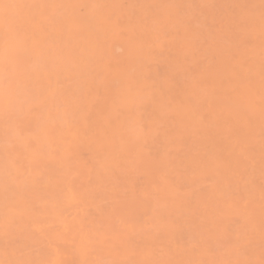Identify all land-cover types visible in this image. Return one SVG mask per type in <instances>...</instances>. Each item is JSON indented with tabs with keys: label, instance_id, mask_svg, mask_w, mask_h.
Here are the masks:
<instances>
[{
	"label": "rangeland",
	"instance_id": "obj_1",
	"mask_svg": "<svg viewBox=\"0 0 264 264\" xmlns=\"http://www.w3.org/2000/svg\"><path fill=\"white\" fill-rule=\"evenodd\" d=\"M235 42L237 44H235ZM22 50H24L23 52L25 53H23ZM17 51L21 52L17 53ZM94 51L96 52V57H98L96 59L91 58ZM20 62L24 63L20 64ZM263 64L264 0H0V89L3 88V91L0 90V204H7L10 207V210H7L4 214L0 211V264H42V262L48 264L49 260L53 262L56 251L60 254L59 264H110L113 259L114 261L112 262L116 261V264L120 262V264H133L134 262H136L134 264H139L140 262L137 263V261H135L136 255L134 254L135 256L133 255V257L131 255L135 251L138 252V249L141 250L144 246L146 239L142 238L148 237L150 232L154 234V231L159 232L161 226H167L169 229L172 224V229H169L170 232L166 230L167 227L165 228L166 232H169L167 237L164 238L163 236L166 234L164 228H161L163 230H160L159 233L156 232L158 235L155 234L158 236H156L158 241L161 239V242L168 246L164 249L165 246L163 245L164 248H161V250L159 247L154 248V252L159 255L158 257L155 253L152 255L156 256L158 260L162 258L165 253L164 256L172 257L171 260L174 262L173 264L180 263L181 261L182 264H197V262L201 264V261L204 262L202 264H228V262L229 264H251V262L252 264H264V233L263 231L261 233H251L250 229L245 227V220H243V218L248 215L255 218V222L262 225L264 228ZM2 72L4 74H2ZM142 83L151 84L154 89L162 92L169 89L170 86H174L178 89L191 86L194 87L195 93L193 98L196 100V107L199 110L200 122H197V125L190 122L187 123L185 119L187 116L183 115L181 112L175 114L163 110V106H165L163 100H161L162 102L158 101L160 99L145 100L147 107L143 105L140 109V116L138 119L140 120L139 125L135 124L132 114L122 113L124 124V138L122 141L124 142L130 138L133 135L132 131L136 129L140 130L149 136L147 137L142 133L144 136H142V142L141 139L139 141L140 143L138 142L143 150L138 153L136 147H132L128 151H121L119 148H116L112 155L105 154L106 147L102 146L107 138V133H105L107 127L104 120H100L109 116L110 107L113 108L118 106L119 91L132 88L133 86H139V84ZM49 91H53V97L48 96ZM86 94L92 96V100L87 104L85 100H87L89 96ZM151 101L153 103H151ZM157 102L158 104H156ZM159 102H161V104H159ZM157 105L161 106L157 108L155 107ZM84 110L88 113V118L86 117L85 125L81 127L83 123V114L81 111ZM211 114L215 118L219 117V121L218 118L215 119L214 117H209L210 119L208 120L206 116H210ZM204 116L207 118L206 121L208 120V123L204 120ZM153 117L156 120L153 122L154 125L152 126L150 124H153ZM171 117L174 125L170 120ZM183 117L185 121L182 122V120H184ZM212 118H214V120H212ZM220 118H222L221 120L223 123L220 121ZM40 119H48L45 120L47 125L42 126L41 124H37ZM202 120L206 125L202 124L204 123ZM211 120L212 123L215 120L221 122L218 126L222 128L221 130L223 132L216 133L218 138L208 135V130H205L210 128L209 131L212 132V134L215 132L213 131L214 129L212 130L211 128L213 125L210 124L211 127L209 126V121ZM223 120H225L226 123H224ZM170 123L171 125H169ZM180 123H183V125L181 126ZM213 124L216 128L218 127L216 121ZM202 125L204 129H202ZM207 125L209 127H207ZM111 126L117 127L115 123H111ZM220 127H218L219 130ZM58 128L61 130L63 129L62 134L67 135L68 141L72 144L66 156L63 154L65 146L62 148L61 145H56L55 143L52 145L48 144L43 149L41 148L38 156L34 158L35 161L33 162L28 161L19 153V144L17 140H15V134L18 131L27 134L28 145L30 143V150L33 151L38 140L45 139L46 134L51 136L59 130ZM142 129L144 131H142ZM185 129L190 130H188V132L187 130L185 131ZM76 131H78L77 138L71 140L73 133ZM181 131L183 132V136H181V133L177 136V132ZM194 131L197 132V135H195ZM200 132L202 133L199 134ZM219 134L221 136H219ZM117 137V134H115L114 142L117 141ZM176 137L179 139L181 138L179 143L182 145L178 143L174 146V150L173 139L179 140ZM170 138L172 139L170 140ZM83 139L86 140L84 141ZM102 140L105 141L100 144ZM201 140L203 142H201ZM171 141L173 145H171ZM196 142H198L197 145H195ZM176 143L175 141V144ZM116 144H118V141ZM178 145L180 146L179 148H177ZM192 145H194L195 148L191 147ZM89 148H91V150H89ZM190 148L193 150L195 149L194 151L190 150L192 151L191 154L189 151ZM143 151H146L144 152L145 154ZM178 151L182 154H180L182 156L180 159L178 158L180 157ZM79 153L81 156L78 155ZM156 153L157 156L155 155ZM209 153H211L212 156ZM172 154L176 156L174 155V157ZM158 155L159 158L161 157L163 160L168 158L166 162L169 161L168 163L161 161L162 165L164 162V167L162 169L159 167L161 164H156L157 168H160V170L154 165L159 159ZM92 156H94V158ZM162 156H165V159L164 157L162 158ZM98 157L105 160V166L103 168H99L97 165ZM152 157L154 160L155 157L158 159L154 161L150 159ZM176 157L177 160H180L179 162L176 160ZM199 158L202 160L200 159L199 162L195 160ZM204 159H206V163ZM83 161L91 163L93 168L92 166L87 167L89 164L85 162V164H82ZM150 161L152 162L150 163ZM214 161L218 163L215 164ZM145 162L147 165L144 164ZM200 162L202 165H200ZM177 163L180 166L175 165ZM208 163L217 168L210 166L212 173L210 172L211 170L208 169L212 175L209 174L208 176L207 173L205 177L204 173H202V177V174L198 172L201 170L203 171L202 167ZM221 164H223V166ZM176 166L177 168L182 166L184 169H176ZM17 167L25 172L27 171L26 176L22 178L13 176L12 173ZM82 167H84L83 173L87 174V176L84 177L86 179L83 178V182V176H81ZM207 167L209 166L206 165L205 168L207 169ZM166 169L170 171L174 170L173 172L179 170L177 173L181 171L178 175L183 179L182 182L184 184L180 182L181 179L178 180L179 177L177 178L176 175H174L175 173L171 174L170 171ZM219 170L220 175L218 173ZM213 171L215 174H213ZM95 173L97 174V179L94 175ZM144 173L146 174L144 175ZM154 173H156V176ZM181 174L184 175L181 176ZM198 174H201L200 179L197 178L199 177L197 176ZM64 175L67 176L65 177ZM142 175L145 177H142ZM167 175L168 178H166ZM186 176L188 177L186 178ZM219 176L223 178L221 179ZM91 177H94V179ZM169 177H172V181L171 179L168 180ZM190 177H192V180L194 178V181H192ZM137 178L139 180H137ZM217 178H220V180H217ZM153 179L155 182L152 181ZM164 179H167V181ZM136 180L139 181V185H137L138 182H135ZM157 180L159 182H157ZM197 180L200 181L197 182ZM162 181L167 182V184ZM209 181L213 182L210 183ZM79 182L80 186L77 184ZM179 182L182 188L178 187ZM200 182H202L201 185H198ZM117 183L118 185H116ZM59 184L62 186H59ZM68 184H70L72 191L75 193L74 203L72 205L62 206L60 212L63 219H66L67 222L71 221L72 217L74 219L75 214L87 213L85 216L79 215L83 218L82 220L87 222L86 225L84 224V227L89 234L88 239L90 248L88 254L85 256L76 252V242H72V245L70 244L71 238L69 234H65V236L61 233L63 231L66 233L69 229L66 230L62 227V221L58 222L53 218H49L45 214L43 206V201L47 196L53 195L57 198H61L67 191L68 188H65V186ZM224 184H229V187L234 189L235 192L233 193L231 188L222 189ZM98 185L101 188L98 187ZM127 185L128 187L126 189H122ZM157 185L161 187H157ZM167 185H170L169 188ZM75 186H79L80 190H77L78 188L76 187V189ZM172 186L174 188H172ZM186 186H188V188ZM91 187L93 188V192H95L92 197L89 196L92 192ZM98 188L104 193L99 195L101 192H97L99 191ZM133 188L137 190V192L132 195L133 198L132 196L126 197L129 193L131 194L134 192L133 190H126H131ZM158 189L160 196L159 194L157 195V193H159ZM198 189L199 192L200 190H206V192L210 191L212 194L208 192L209 195H207L205 192L208 196L207 200V196L205 197L204 192L201 191L203 196L197 192ZM145 190H149L148 193L153 194L151 197L152 200H149H151L150 202L154 206L149 205V208H147L148 205L144 208V203L141 204L145 198H150V194H148L149 197H146L147 192ZM165 190L166 193L169 194L177 192L180 196L177 198L178 195H175V193L167 195V202L170 207L166 205ZM40 191H42V194H40ZM109 191H113L112 193L115 195H112ZM115 191H117V193ZM122 191L128 192V194L124 195V192L121 193ZM161 191L163 194H161ZM191 191L193 195H191ZM136 193L138 194L137 196ZM106 195L110 198L107 200L109 202L106 201ZM111 195L115 197L120 195L117 199L122 201L127 200L128 197H131L130 200H134V198L138 196L144 198V200H138L140 205L139 203H136L138 206L134 205L137 206V208L132 209V207H129L132 211L136 210L139 215L138 219H136L137 216H135L134 219L136 220H134V225L132 224L133 221L130 222L133 218L129 221L122 220V218L125 219V214L128 212L123 214L124 217H122V215H117L115 211L113 212V206L111 204L120 201L118 200L112 203V201L116 199L113 198L112 200ZM161 195H164V198L161 199ZM173 195L177 196L176 198L174 196L176 200L172 198L169 200L168 196L173 197ZM154 197H157V199L159 197L158 201L161 206H159L157 199ZM201 197H204L203 199L206 198L205 202L207 200L208 203H210L213 198L212 201L216 203L211 202L210 204L213 205H208L207 202L205 203L207 205L204 203L202 204L203 200ZM93 198H97L98 200H94ZM194 198L201 202L199 203L198 201V203H196ZM178 199L181 200V202ZM84 200L87 201V203H85ZM35 203H37L36 206L34 205ZM92 203H96L94 204L96 207ZM127 203L130 204V202ZM174 203H176V205L180 204L183 209L181 210L179 205L178 207L180 210L178 207L177 210H175L176 205ZM121 204L119 206H123ZM156 204H158V206H156ZM174 205L175 208H173L175 211L173 212L169 209H173L172 206ZM205 206L207 207L206 210L204 208ZM86 207L87 209H85ZM157 207L163 208V211ZM165 207L169 209L166 210ZM193 208L199 210L195 211ZM232 208H234V210ZM144 209H147L146 213H143ZM248 209H250L251 214ZM93 210L99 214L104 212L105 215L110 214V211H112L110 214L111 216L113 213L114 215L116 214V216H113L115 220H111L113 221L112 224L116 223L118 226H123L122 228L126 227V229H128L126 230L127 234L132 232L133 234H130V236L133 235L131 236L133 238L135 234H140L141 232L145 233L141 236L142 238L139 237L140 235H137V239H142L143 241L141 240V242H143V244H138L137 242L139 241L132 238L133 241H137L136 244H134V247L132 246L133 248H129L131 249V251L129 250L130 252L127 250L129 253L127 257L123 255L126 252L125 247L127 248V246L133 244L132 242L130 243L132 240L125 241L129 243V245L124 244L125 246L122 245L124 242H120L121 244L116 243L118 239H116L113 234L114 232H112L113 228H108L109 230H105L104 228L103 231L101 227V230L98 229L99 225L103 224V226H105L104 224L110 222L105 223L107 220H104V222L101 220L100 223L99 220L96 222V218L101 219L102 217L98 216V213H95ZM124 210L125 209L120 211L124 212ZM157 210H161L162 212H160L162 214ZM165 210L167 212H172V221L169 219L170 217H167L168 219L161 218L164 213L166 214ZM224 210H227V212ZM176 211L178 212L177 214ZM188 211L192 214L189 213V215H187L186 213H188ZM192 211H194V214ZM199 211L200 213H198ZM213 211L214 213H212ZM223 211L225 215H222ZM184 212L186 213L183 214ZM202 212L210 216L205 215V218L203 215H200ZM156 213L160 215L162 220L165 219L161 224H159V221L162 220H156ZM195 213L198 215L197 218L194 216L196 215ZM226 213L229 214L227 215ZM133 214H136L135 211H133ZM179 214L183 215L180 216ZM100 215L104 214L102 213ZM130 215L131 214H129V216ZM176 215L179 217L177 218ZM79 216L75 217L78 218ZM167 216L169 215L167 214ZM190 216H192V219ZM44 217L48 218L45 219ZM104 218L106 219L107 217L104 216ZM201 218H203V220ZM194 219H196V222ZM223 220L225 223H223ZM88 222L93 226H90ZM137 222L138 225H136ZM153 224L159 229H157L155 225L153 226ZM201 224H203V226ZM28 225L29 228H27ZM158 225H160V227H158ZM48 227L50 228L47 229ZM110 227L113 226L110 225ZM173 227L176 230H174ZM149 228H153L152 230L154 231ZM185 229L188 231L186 232ZM205 230L209 231L210 234L215 232L218 236L216 235V237L213 233L212 235L216 238L209 235V242H205L208 237V232H206V239L203 237ZM109 231L112 232L110 233L111 236L105 235V233ZM146 231H149V233ZM99 232L109 237V239L112 237L114 238L113 240H117L115 244L122 245L120 247H123V250L115 244L113 246H116L115 249H120L122 252L118 250L115 252L116 254H112L115 249L111 244L109 246L112 251H101V249H104V244H100L102 247L97 250L96 246H98L99 243H103L101 242L102 240L99 239ZM119 232L122 233L123 231H116V236H118ZM178 232L180 233L179 235ZM34 233L38 237L33 236ZM57 233H59L61 237H54ZM190 233L191 237L193 236V241L195 239L196 242H193L192 238L188 237ZM48 234H50V236ZM228 235L232 236V238L230 236L227 237ZM28 236L34 237L33 240L29 239L33 241L29 242L32 243V245H29L28 241H25ZM96 236H98V241L95 240ZM127 236L125 237L127 238ZM159 236L163 238H159ZM66 237H69V239ZM131 237L128 238L131 239ZM219 237L222 240H220ZM203 239L205 240L203 241ZM113 240L111 242H113ZM154 240H156L155 237ZM24 241L29 247L23 244ZM37 241L40 244H36ZM56 242H58V244L60 243V245L62 244V246L58 245ZM94 242L97 243L96 246L95 244H93L94 246L92 245ZM166 242L171 243L167 245ZM173 242H177L178 245L181 246H177V248L174 249ZM181 242L185 244L183 247L182 244H180ZM63 243L67 246H64ZM21 244L25 247L22 246L21 248ZM44 244L49 247L41 248ZM138 245H140V248L137 247ZM212 245L214 249L211 247ZM61 247H65L67 251L61 252V249H63ZM45 248L47 249L44 250ZM92 248L95 250H93L94 253L92 252ZM135 248H137V250H135ZM189 248L191 250H189ZM207 248L209 251H214L215 249L216 251H214L213 254L209 251H205ZM155 249L157 250L155 251ZM200 249L203 253H200ZM40 250L41 252H39ZM158 250L160 252H158ZM174 250H179V254L176 251L174 252ZM181 250L183 251L180 252ZM97 251H99L98 254L96 253ZM186 251L191 252L188 254ZM106 252L110 255L104 257L103 254H107ZM117 252H119L120 255H117ZM217 252L221 254L219 255ZM48 253H50V255L46 257ZM215 253L218 254V257ZM38 254H43V256H37ZM73 254L75 255L74 261L72 259ZM173 254L175 257L174 259L180 258V261L175 263ZM180 254L183 255V257H181ZM10 255L12 256L10 257ZM34 255H36L35 258ZM112 255H116L119 258ZM152 255L149 257L155 258ZM184 257L186 258L182 260ZM65 258L67 259L64 260ZM109 258L111 259L109 260ZM129 258L134 259L129 260ZM157 258L155 260H157ZM200 258L202 259L198 260ZM68 259L70 260L69 263H67ZM106 259L107 261H104ZM153 260L154 259L150 258V261ZM257 260L259 263H257ZM141 264L144 263L141 262Z\"/></svg>",
	"mask_w": 264,
	"mask_h": 264
},
{
	"label": "bare ground",
	"instance_id": "obj_2",
	"mask_svg": "<svg viewBox=\"0 0 264 264\" xmlns=\"http://www.w3.org/2000/svg\"><path fill=\"white\" fill-rule=\"evenodd\" d=\"M166 1V0H165ZM260 8V7H259ZM246 11V10H245ZM250 13V12H249ZM213 14V13H212ZM255 14H257V13H255ZM118 42V41H117ZM119 43H121V42H119ZM241 43V42H240ZM19 44V43H18ZM17 44V45H18ZM235 44H237L236 42H235ZM116 46V45H115ZM236 46H238V45H236ZM119 47V46H118ZM115 48V47H114ZM116 49V48H115ZM14 51V50H13ZM24 50H22V52H23ZM14 52H16V51H14ZM19 52H21V51H17V53H19ZM260 52V51H259ZM23 53H25V52H23ZM117 53V52H116ZM21 54V53H20ZM18 55V54H17ZM17 55H15V56H17ZM97 55H96V52L94 51L93 53H92V59H96V58H98V57H96ZM20 58V57H19ZM174 61V60H173ZM262 62V61H261ZM22 63H24V62H20V64H22ZM19 64V65H20ZM264 65V64H263ZM133 66V65H132ZM133 68H135V67H133ZM132 68V69H133ZM2 70V69H1ZM206 70V69H205ZM133 71V70H132ZM132 71H130V72H132ZM197 73V72H196ZM2 74H4L3 72H2ZM252 78V77H251ZM15 80H16V78H15ZM211 80H212V78H211ZM202 82V81H201ZM118 83V82H117ZM112 84V83H111ZM178 85V84H177ZM234 85V84H233ZM167 86V85H166ZM180 86V85H179ZM194 86V85H193ZM9 89V88H8ZM7 89V90H8ZM19 89H21V88H19ZM0 90H2L3 91V88L2 89H0ZM194 87H186V88H182V89H178V88H176V87H174V86H170V88L169 89H167L166 91H164V92H162V91H160V90H157V89H154L153 87H152V85L151 84H148V83H142V84H139V86H133L132 88H128V89H125V90H121V91H119L118 92V99H119V104H118V106L117 107H110V112H109V116L107 117V118H104V119H101L100 121H102V120H104V122L106 123L105 125H106V127H107V130H106V132L105 133H107L106 135H107V138H106V141L105 140H102V141H100V144L101 143H103V141H105L104 142V144H103V146L102 147H106V150H105V154H108V155H112L113 153H114V151L116 150V148H119L121 151H128V150H130L132 147H136V149H137V152L138 153H140L143 149L139 146V141H140V139H141V142H142V138L144 137L143 136V134L145 135V136H147L144 132H141L140 130H134V131H132V136L130 137V138H128L127 140H125L124 142L122 141L123 140V138H124V135H123V128H124V124H123V118H122V113H127V114H132V117L134 118V121H135V124H137V125H139V123H140V120H138L139 119V112H140V109H141V107L143 106V105H145V107H147L146 106V104H145V100H148V99H160V100H158V101H161V100H163L164 102H165V106H163V110H166V111H170V112H172V113H175V114H178L179 112H181L183 115H185V116H187V117H185V119H186V121H187V123L188 122H190V123H192V124H196L197 125V122H200V117H199V110L197 109V107H196V100L193 98L194 97ZM14 95H16V94H14ZM86 95H88L89 96V98H87V100H85V102H86V104L87 103H89L91 100H92V96L91 95H89V94H86ZM48 96H50V97H53L54 96V94H53V91H49V93H48ZM148 102H150V101H148ZM162 102V101H161ZM161 102H159V104H161ZM151 103H153L152 101H151ZM156 104H158V102L156 103ZM151 106H153V105H151ZM159 106H161V105H159ZM158 105L157 106H155V107H159ZM154 107V108H155ZM160 109V108H159ZM103 110V109H102ZM147 111V110H146ZM158 111V110H157ZM81 113L83 114L82 115V117H83V123H82V125H81V127L82 126H84L85 125V122H86V117L88 116V113L84 110V111H81ZM160 113V112H159ZM209 114V113H208ZM13 115V114H12ZM11 115V116H12ZM90 115V114H89ZM203 115V114H202ZM206 115V114H205ZM216 115H218V114H216ZM170 116V115H169ZM164 117V116H163ZM207 118H208V120L211 118V117H214L212 114L210 115V116H206ZM210 117V118H209ZM88 118V117H87ZM159 118V117H158ZM204 118H205V116H204ZM207 118H205L204 120L206 121V119ZM215 118V117H214ZM214 118H212V120H214ZM216 118H218V121H219V117H216ZM215 118V119H216ZM223 118V117H222ZM222 118H220V121L222 122ZM183 119H184V117H183ZM185 119L184 120H182V122L183 121H185ZM45 120H48V119H40L38 122H37V124H41L42 126L43 125H47V123H46V121ZM151 120V119H150ZM156 119L153 117L152 118V123L155 121ZM171 121H172V124H173V120H172V117H171V119H170ZM207 120V121H208ZM212 120L211 121H209V126H210V124H212L213 125V127H215L216 128V126L213 124L215 121H216V124H217V126L218 125H220L221 124V122H218L217 120H215V121H213V123H212ZM158 121H159V119H158ZM203 121V120H202ZM206 121V123H208ZM224 121V123H226L225 122V120H223ZM150 122V121H149ZM181 122V121H180ZM204 122V121H203ZM99 123V122H98ZM97 123V124H98ZM111 123H115L116 125H117V127H112L111 126ZM187 123H184V124H187ZM202 123V122H201ZM223 123V122H222ZM167 124H168V122H167ZM202 124H205V122L204 123H202ZM101 125V124H100ZM104 125V126H105ZM150 125H154V123L153 124H150ZM150 125L148 124V126L150 127ZM169 125H171V123L169 124ZM174 125V124H173ZM180 125L182 126L183 125V123H180ZM206 125V124H205ZM204 125V126H205ZM176 126V125H175ZM185 126V125H184ZM208 125H207V127H209ZM170 127V126H169ZM174 127V126H173ZM172 127V128H173ZM180 127V126H179ZM201 127V126H200ZM211 127V126H210ZM213 127H211L212 128V130L213 131H215V132H213V134H212V132H210L209 130H210V128H208V129H205L206 131L208 130V132H209V134H208V132H207V134L208 135H210V136H212V137H217L218 138V136L216 135V133L218 134V132L220 133V132H223L221 129V127L220 126H218V127H220V130L218 129V127L215 129V128H213ZM152 128V127H151ZM196 128V127H195ZM205 128H206V126H205ZM59 130H57L54 134H52L51 136H49L48 134H46L45 135V139H43V140H38L37 142H36V146H35V148H34V150L33 151H31L30 150V148H31V145H30V143H29V145H28V141H27V134L26 133H22V132H20V131H18L16 134H15V140H17V142H18V144H19V153L22 155V156H24L28 161H30V162H33V161H35V159L34 158H36L37 156H38V153H39V150L42 148H44L46 145H48V144H53V143H55L56 145H61L62 146V148L65 146V148H64V156H66L67 155V152H68V150H69V147L72 145L71 144V142H69L68 141V138H67V135H63L62 134V131H63V129L61 130L60 128H58ZM80 129V128H79ZM78 129V130H79ZM175 129V128H174ZM202 129H204V127H203V125H202ZM149 130V129H148ZM166 130V129H165ZM170 130H172V129H170ZM187 129H185V131H186ZM188 130H190V129H188ZM187 130V131H188ZM205 130H202V131H205ZM142 131H144L143 129H142ZM150 131V130H149ZM169 131V130H168ZM167 131V132H168ZM197 131V130H196ZM148 132V131H147ZM189 132V131H188ZM195 132V131H194ZM198 132V131H197ZM197 132H195V135H197L196 133ZM100 133V132H99ZM143 133V134H142ZM161 133H162V131H161ZM170 133V132H169ZM168 133V134H169ZM178 133V135L177 136H179V133H181V136H183V132L181 131V132H177ZM186 133V132H185ZM202 132H200L199 134H201ZM205 133V132H204ZM204 133H203V135H204ZM215 133V134H214ZM115 134H117V141H118V144H116V142H114V136H115ZM175 134V133H174ZM222 134V133H221ZM206 135V134H205ZM214 135V136H213ZM216 135V136H215ZM77 136H78V131H76L75 133H73V137L71 138V140H73V138H77ZM101 136V135H100ZM143 136V137H142ZM166 136V135H165ZM170 136V135H169ZM174 136V135H173ZM173 136H171V137H173ZM176 136V135H175ZM180 136V137H181ZM219 136H221L220 134H219ZM147 137H149V136H147ZM85 138H87V137H85ZM158 138V137H157ZM173 138H175V137H173ZM177 138V137H176ZM182 138V137H181ZM181 138L179 139V138H177V139H179L178 141L176 140V139H173V142H174V145H173V143H172V141H171V145H173V148H174V146H176L180 141H181ZM101 139V138H100ZM99 139V140H100ZM147 139V138H146ZM149 139V138H148ZM152 139V138H151ZM172 138H170V140H171ZM186 139V138H185ZM84 141L86 140V139H83ZM145 140V139H144ZM150 140V139H149ZM155 140V139H154ZM177 142L176 144H175V141ZM182 140H183V138H182ZM156 141V140H155ZM164 141V140H163ZM139 142V143H138ZM145 142V141H144ZM153 142V141H152ZM166 142V141H165ZM201 142H203L202 140H201ZM205 142V141H204ZM83 143V142H82ZM186 143V142H185ZM247 143V142H246ZM251 143H253V142H251ZM152 144V143H151ZM179 144H181V143H179ZM192 144V143H191ZM198 144V142H196L195 143V145H197ZM204 144H206V143H204ZM250 144V143H249ZM82 145V144H81ZM165 145H168V144H165ZM182 145V144H181ZM190 145V144H189ZM214 145V144H213ZM248 145V144H247ZM100 146V147H101ZM157 146V145H156ZM148 147V146H147ZM180 146L178 145L177 146V148H179ZM191 147H194L195 148V146L194 145H192ZM93 148V147H92ZM95 148H97V147H95ZM146 148V147H145ZM196 148H198V147H196ZM81 149V148H80ZM147 149H149V148H147ZM187 149V148H186ZM78 150V149H77ZM89 150H91V148H89ZM174 150H175V148H174ZM177 150V149H176ZM190 150H192V151H194L192 148H190L189 149V151ZM207 150V149H206ZM149 151V150H148ZM162 151V150H161ZM170 151V150H169ZM169 151H167V152H169ZM192 151H190V154H191V152ZM144 152H146V151H143V153ZM156 152V151H155ZM171 152V151H170ZM169 152V153H170ZM172 152H175V151H172ZM217 152V151H216ZM219 152V151H218ZM142 153V154H143ZM178 153H179V155L181 154V152H179L178 151ZM177 153V154H178ZM187 153V152H186ZM86 154V153H85ZM145 154V153H144ZM151 154V153H150ZM154 154V153H153ZM188 154V153H187ZM210 155H211V153H209ZM223 154V153H222ZM79 156H81V154L79 153L78 154ZM156 156H157V153L155 154ZM168 155V154H167ZM173 156L175 155V154H172ZM178 155V156H179ZM182 155V154H181ZM180 155V157H178L179 159L182 157ZM254 155V154H253ZM89 156V155H88ZM150 156H152V155H150ZM176 156V155H175ZM174 156V157H175ZM185 156V155H184ZM183 156V157H184ZM192 156H193V154H192ZM212 156V155H211ZM93 158H94V156H92ZM102 157V156H101ZM164 157V159H165V156H162V158ZM174 157H173V159H174ZM194 157V156H193ZM198 157V156H197ZM3 158V157H2ZM74 158H76V157H74ZM92 158V159H93ZM145 158V157H144ZM143 158V159H144ZM158 158H159V155H158ZM158 158H156L155 157V160H157ZM186 158V157H185ZM188 158V157H187ZM220 158H221V155H220ZM77 159V158H76ZM150 159H153V157L152 158H150ZM159 159H161V157L159 158ZM157 160L156 161V163L154 164L155 166H156V168H157V165H158V163H159V165L161 164L162 165V163H161V161H164L165 163H168L169 161H167L166 162V160H168V158L167 159H165V160H163V159H161V160ZM177 160V157H176V160L179 162L180 160ZM190 159V158H189ZM201 158H199V159H195V160H198V162H199V160H200ZM246 159V158H245ZM78 160H80V159H78ZM84 160V159H83ZM154 160V159H153ZM154 160V161H155ZM182 160V159H181ZM195 160H194V162H195ZM202 160V159H201ZM206 159H204V161H205ZM94 161V160H93ZM160 161V162H159ZM186 161V160H185ZM203 161V162H204ZM208 161H210V160H208ZM224 161V160H223ZM242 161V160H241ZM247 161V160H246ZM85 161H83L82 162V164L84 163ZM92 162V161H91ZM152 161H150V163H151ZM164 162H163V165H162V167H161V165L159 166L161 169L164 167ZM176 162V161H175ZM182 162V161H181ZM197 162V163H198ZM207 161H205V163H206ZM212 162V161H211ZM215 162V164L216 163H218V162H216V161H214ZM213 162V163H214ZM221 162H222V160H221ZM86 163V162H85ZM84 163V164H85ZM174 163V162H173ZM196 163V164H197ZM81 164V163H80ZM86 164H89L87 167H90V166H92L91 165V163H86ZM144 164H146V162L144 163ZM157 164V165H156ZM184 164H185V162H184ZM183 164V165H184ZM187 164H188V162H187ZM204 164V163H203ZM224 164V163H223ZM223 164H221L222 166H223ZM39 165V164H38ZM76 165H78V164H76ZM97 165H98V167L99 168H103L104 166H105V160H103V159H101L100 157H98V160H97ZM147 165V164H146ZM170 165V164H169ZM175 165H179L178 163L177 164H175ZM200 165H202L201 164V162H200ZM206 165H208L209 167H207V169L209 168L211 171V173H212V169H211V167L212 166H214V165H210V163H208V164H205V166ZM220 165V166H221ZM225 165H226V163H225ZM180 166V165H179ZM194 166V165H193ZM205 166H201L202 168H203V171L201 170L200 172H198V173H204V175H205V177H206V175H207V173H208V176H209V174L210 175H212L210 172H209V169L207 170L206 168H205ZM211 166V167H210ZM247 166V165H246ZM138 167H140V166H138ZM149 167V166H148ZM154 167V166H153ZM167 167V166H166ZM214 167H216V166H214ZM234 167V166H233ZM263 167V166H262ZM84 167H82L81 169V171H82V175L81 176H83L82 177V182H83V178L84 177H86L87 176V174L86 173H83L84 171V169H83ZM92 168H93V166H92ZM156 168H155V171H156V173H157V170H156ZM160 168L158 169V170H160ZM179 168V167H178ZM177 168V166H176V169H178ZM181 168L182 169H184V167H180L179 169L181 170ZM199 168V167H198ZM202 168H199V169H202ZM217 168V167H216ZM219 168V167H218ZM239 168H240V166H239ZM86 169V168H85ZM134 169V168H133ZM140 169V168H139ZM152 169V168H151ZM193 169V168H192ZM191 169V170H192ZM204 169H205V171H204ZM221 169V168H220ZM43 170H44V168H43ZM166 170H168V171H170L169 169H166ZM191 170H189V171H191ZM215 170V169H214ZM261 170H263V169H261ZM260 170V171H261ZM52 171H54V170H52ZM132 171H134V170H132ZM174 171V170H173ZM173 171H170V173L172 174V173H175L174 175H176V177L178 178L180 175H178V174H180L181 173V171L179 172V173H177V172H173ZM183 171V170H182ZM208 171V172H207ZM224 171V170H223ZM236 171V170H235ZM45 172H47V171H45ZM188 172V171H187ZM51 173V172H50ZM140 173H143V172H140ZM156 173H154V175L156 174ZM177 173V174H176ZM206 173V174H205ZM219 175H220V170H219ZM26 174H27V171L25 172L24 170H22L21 168H19V167H17V168H15V170L13 171V173H12V175L13 176H15L16 178H22V177H24V176H26ZM55 174V173H54ZM79 174H80V171H79ZM85 174V175H84ZM92 174V173H91ZM146 173H144V175H145ZM170 174V175H171ZM197 174V173H196ZM201 174H198L197 176H199V177H197L198 179H200L201 177H200V175ZM213 174H215L214 173V171H213ZM237 174V173H236ZM235 174V175H236ZM95 176H96V179H97V174L95 173L94 174ZM138 175V174H137ZM144 175H142V177L144 176ZM182 175H184V174H181V176ZM185 175H186V173H185ZM217 175V174H216ZM221 175H223V174H221ZM45 176H46V174H45ZM53 176H55V175H53ZM57 176V175H56ZM63 176V175H62ZM65 177L67 176V175H64ZM104 176V175H103ZM156 176V175H155ZM154 176V178L156 179V177ZM214 176V175H213ZM261 176V175H260ZM41 177H42V175H41ZM41 177H38V178H41ZM60 177V176H59ZM137 177H139V176H137ZM145 177V176H144ZM183 177H185V176H183ZM182 177V178H183ZM188 176H186V178H187ZM202 177H203V174H202ZM220 177V176H219ZM226 177V176H225ZM54 178H58V177H54ZM91 178H93L94 179V177H91ZM105 178V177H104ZM140 178V177H139ZM166 178H168V175H167V177ZM191 178V180H192V177H190ZM194 178H195V176H194ZM194 178H193V180L192 181H194ZM221 179L223 178V177H220ZM220 178H217V180L219 179L220 180ZM230 178V177H229ZM228 178V179H229ZM76 179V178H75ZM84 179H86V178H84ZM162 179V178H161ZM171 179V181H172V177L170 178L169 177V179L168 180H170ZM181 178L179 177V179L178 180H180ZM203 179V178H202ZM0 180H1V177H0ZM137 180H139L138 178H137ZM135 181V182H138V184L137 185H139V181ZM165 180V179H164ZM182 180L183 179H181V183H183L182 182ZM204 180V179H203ZM76 181H80V180H76ZM89 181V180H88ZM122 181V180H121ZM152 181H154V179L152 180ZM165 181H167V179L165 180ZM177 181V180H176ZM198 181H200V180H197V182ZM202 181V180H201ZM242 181H244V180H242ZM93 182V181H92ZM155 182V181H154ZM157 182H159L158 180H157ZM163 182V181H162ZM178 182V181H177ZM179 182V186L178 187H180V185H181V183ZM208 182V181H207ZM207 182H205V183H207ZM210 182V181H209ZM211 182H213V181H211ZM210 182V183H211ZM54 183V182H53ZM119 183V182H118ZM118 183L116 184V185H118ZM163 183H165V184H167V182H163ZM170 183V182H169ZM195 183V182H194ZM201 183L202 182H200V183H198V185L200 184L201 185ZM258 183H259V180H258ZM31 184V183H30ZM33 184H35V183H33ZM76 184V183H75ZM78 185L80 184V182L79 183H77ZM105 184V183H104ZM184 184V183H183ZM261 184V183H260ZM91 185H93V184H91ZM170 185H171V183H170ZM170 185H167V187L169 188V186ZM178 185V184H177ZM195 185V184H194ZM59 186H62L61 184H59ZM80 186V185H79ZM79 186H75V188L77 189V190H80V187ZM84 186H85V184H84ZM182 186V185H181ZM196 186V185H195ZM217 186V185H216ZM98 187H100L99 185H98ZM128 187V185L127 186H125L124 188H122V189H126ZM157 187H161L160 185L158 186L157 185ZM164 187V186H163ZM177 187V188H178ZM187 188H188V186H186ZM193 187V186H192ZM198 187V186H197ZM261 187V186H260ZM24 188V187H23ZM55 188V187H54ZM54 188H52V189H54ZM65 188H68L67 189V191L62 195V197L61 198H57V197H55V196H53V195H50V196H47L46 198H45V200L43 201V206H44V210H45V214L49 217V218H53L54 220H56V221H58V222H60V221H62V227L64 228V229H69V230H67V232L65 233L64 231L63 232H61V233H63V235H65V234H69L70 235V238H71V241H70V244L72 245V242H76V252H78V253H81V254H83L84 256L86 255V254H88V252H89V248H90V242H89V239H88V232H87V229L84 227V224L86 225L87 224V222L86 221H84V220H82L83 218L82 217H80L81 215H84L85 216V214H87L86 212H84L85 214H82V213H78V214H75L74 215V219H73V217H72V219H71V221H69V222H67L66 221V219H63V216L61 215V212H60V209H61V207L62 206H67V205H72L73 203H74V198H75V193L72 191V188L70 187V184H68L67 186H65ZM101 188V187H100ZM112 188V187H111ZM171 188V187H170ZM172 188H174L173 186H172ZM180 188H182V187H180ZM226 188H231V187H229V184L227 185V184H224V186L222 187V189H226ZM99 189V188H98ZM106 189V188H105ZM114 189V188H113ZM159 189H161V188H159ZM159 189H158V192H159ZM201 189V188H200ZM232 189V188H231ZM44 190V189H43ZM91 190H92V192H93V188L91 187ZM114 190H116V189H114ZM134 191L133 193H129L128 194V192L126 193V192H124V191H122L121 193H123L124 195L125 194H128V195H126V197L127 196H132V195H134L135 194V192H137V190H134V188L133 189H131V190H126V191ZM151 190V189H150ZM154 190V189H153ZM156 190V189H155ZM172 190V189H171ZM173 190H175V189H173ZM186 190H188V189H186ZM185 190V191H186ZM85 191V190H84ZM146 192H147V195H146V197H149L148 196V194H150V193H148L149 192V190H145ZM201 191H203L204 192V194H205V192H206V190L204 191V190H200V192H199V189H198V191L197 192H199L200 194L202 193ZM212 191V190H211ZM232 191H233V193L235 192V190L234 189H232ZM263 191V190H262ZM86 192V191H85ZM84 192V193H85ZM91 192V193H92ZM97 192H101L99 195H101L102 193H104L101 189H99V191H97ZM110 193H112L113 191H109ZM116 193H117V191H115ZM165 193H166V190L164 191ZM169 192H170V190H169ZM172 192V191H171ZM174 192V191H173ZM183 192H184V190H183ZM208 192H210V191H208ZM208 192H206V194L207 195H209L208 194ZM264 192V191H263ZM81 193H83V192H81ZM90 193V192H89ZM90 193V197H92L93 196V194H95V192H93L92 194ZM157 193V192H156ZM175 193V195H178L177 194V192H174ZM174 193H166L165 194V196H166V202H167V200H168V198H167V195H171V194H174ZM180 193H181V191H180ZM189 193V192H188ZM198 193V194H199ZM211 193V192H210ZM40 194H42V191H40ZM39 194V195H40ZM97 194V193H96ZM114 193H112V195H113ZM139 194H141V193H139ZM143 194V193H142ZM159 194V196H160V192L159 193H157V195ZM161 194H163V192L161 191ZM187 194V193H186ZM197 194V193H196ZM205 194V197L207 196ZM212 194V193H211ZM19 195V194H18ZM23 195V194H22ZM26 195V194H25ZM48 195V194H47ZM57 195V194H56ZM111 195V196H112ZM115 195V194H114ZM138 194L136 193V196H137ZM145 195H143V196H145ZM152 195L153 194H150V198H145V200H144V198L143 197H140V196H138L137 198L135 197L134 198V200H130V198L131 197H128L127 198V200H119V199H117V198H119V196L118 197H115V196H112V200H113V198H115L116 200H110V201H112V203H114V202H116V201H120V202H117V203H115V204H111L112 206H113V212L115 211V213L117 212V215H122V217H124L123 216V214H125V213H129V214H131L130 216H129V214L127 215V214H125L126 215V217H124L125 219H127V220H125V219H123L122 218V220H124V221H129V220H131L132 218V220L130 221V222H132V224L134 225V220H136V219H138V213H137V211L136 210H133V211H135V213L136 214H133V211H132V209H135V208H137V206H138V204H136V203H139L138 202V200L140 201L141 199L142 200H144V201H142V203L141 204H143L144 203V208L146 207V205H148L147 206V208H149V205L150 206H154V205H152L151 204V197H152ZM175 195H173V197H171V196H168L169 197V200H170V198H172V199H175L177 196H175ZM191 195H193L192 194V191H191ZM201 195H203V194H201ZM262 195V194H261ZM108 195H106V198H104V199H106V201L107 200H109L110 198L109 197H107ZM162 197H161V199L162 198H164L163 196L164 195H161ZM174 196H175V198H174ZM184 196V195H183ZM182 196V197H183ZM195 196V195H194ZM200 196V195H199ZM204 196V195H203ZM212 196V195H211ZM264 196V195H263ZM139 197H140V199H139ZM180 196L178 195V197L177 198H179ZM188 197V196H187ZM191 197V196H190ZM255 197V196H254ZM48 198V199H47ZM94 198H95V196H94ZM93 198V199H94ZM109 198V199H108ZM132 198H133V196H132ZM154 198H156L157 199V197H154ZM196 198V197H195ZM194 198V199H195ZM204 198V197H203ZM202 197H201V199L204 201H202V204L204 203H206L207 202V200H208V196H207V200H206V202H205V199H203ZM215 198V197H214ZM236 198V197H235ZM32 199V198H31ZM40 199V198H39ZM62 199V200H61ZM103 199V200H104ZM149 199H151V200H149ZM158 199H159V197H158ZM158 199H157V201H158ZM161 199H160V201H161ZM171 199V200H172ZM181 199V198H180ZM257 199V198H256ZM94 200H98L97 198L96 199H94ZM93 200V201H94ZM137 202H136V201ZM146 200H148V201H146ZM176 200V199H175ZM179 200V199H178ZM182 200V199H181ZM181 200H179L180 202H181ZM184 200V199H183ZM192 200V199H191ZM190 200V201H191ZM212 200H213V198H212ZM210 201V203L211 202H213V203H216V202H214V201ZM33 201H35V200H33ZM85 201V200H84ZM125 201H127V202H130V204H128L127 202H125ZM157 201H156V203H157ZM198 201H199V203L201 202L200 200H197V199H195V202L196 203H198ZM98 202V201H97ZM101 202V201H100ZM107 202H109V201H107ZM124 202V203H123ZM135 202V203H134ZM146 202V203H145ZM163 202H164V200H163ZM175 202V201H174ZM180 202H178V203H180ZM195 202H194V204H195ZM85 203H87V201H85ZM121 203H123V204H121ZM160 202L158 201V204H159ZM162 203V202H161ZM176 203H177V201H176ZM176 203H174L175 205H176ZM208 203V202H207ZM210 203H208V205L210 204ZM29 204V203H28ZM36 204L37 203H35L34 205L36 206ZM90 204V203H89ZM93 205L94 204H96V203H92ZM123 205V206H119V205ZM158 204H156V206H158ZM1 206H0V211H1V213H5L7 210H10L9 208V205H7V204H0ZM115 205H117V206H115ZM130 205V206H129ZM134 205H137V206H134ZM139 205H140V203H139ZM163 205V204H162ZM166 205L167 206H169L170 207V205L168 204V202L166 203ZM175 205L174 206H172V208L174 207L175 208ZM180 205V204H179ZM178 204L176 205V209L175 210H177V207L179 206ZM205 205H207V204H205ZM210 205H213V204H210ZM95 207H96V205H94ZM99 206V205H98ZM114 206H115V208H114ZM159 206H161L160 204H159ZM163 206H165V205H163ZM166 206V207H167ZM194 206V205H193ZM192 206V207H193ZM244 206V205H243ZM123 207V208H122ZM125 207H127V208H125ZM129 207H132V209L131 208H129ZM165 207V208H166ZM189 207V206H188ZM194 207H196V206H194ZM198 207V206H197ZM214 207H215V205H214ZM218 207V206H217ZM84 208V207H83ZM92 208V207H91ZM157 208H159V209H161V207H157ZM174 208L173 209H169V208H166V210L167 209H169V210H172L173 212L175 211L174 210ZM180 208H181V205H180ZM180 208L178 207V209L180 210ZM184 208H187V207H184ZM205 208V210H206V206L204 207ZM203 208V209H204ZM258 208H260V207H258ZM34 209V208H33ZM85 209H87V207L85 208ZM103 209V208H102ZM123 209H125L124 210V212H121ZM131 211H130V210ZM183 209V207L181 208V210ZM189 209V208H188ZM223 209V208H222ZM231 209V208H230ZM233 210H234V208H232ZM236 209V208H235ZM257 209V208H256ZM255 209V210H256ZM89 210H90V208H89ZM121 210V211H120ZM155 210V209H154ZM162 211H163V208L161 209ZM161 210H157L158 212H160ZM165 210V212H166V214L164 213V215H163V217H161V218H169V219H171V211H166ZM192 210V209H191ZM190 210V211H191ZM193 210H199V209H194L193 208ZM249 211H250V209H248ZM40 211V210H39ZM95 213H98V212H96L95 210H93ZM93 211H91V212H93ZM126 211V212H125ZM130 211V212H129ZM138 211H140V210H138ZM146 211H147V209H144V211H143V213H146ZM161 211V212H162ZM186 211H187V209H186ZM201 211V210H200ZM200 211L198 212V213H200ZM225 212H227V210H224ZM224 211L222 212V215H225L224 214ZM111 212L112 211H110V214H111ZM119 212V213H118ZM160 212V213H161ZM193 212V214H194V211H192ZM220 212V211H219ZM237 212V211H236ZM104 214V215H100V214ZM108 213H109V211H108ZM108 213H106V214H108ZM178 212L176 211V214H177ZM186 212H184L183 214H185ZM189 213H191V212H189L188 211V213H186L187 215H189ZM207 213V212H206ZM212 213H214V211L212 212ZM230 213V212H229ZM228 213V214H229ZM234 213V212H233ZM240 213V212H239ZM30 214V213H29ZM81 214V215H80ZM98 213V216H101L102 218L101 219H98V218H96L97 219V221L96 222H98V220H99V223L101 222V220L104 222V220H107V221H105V223L106 222H110V223H106V224H104L105 226H103V224H101V225H99L98 227V229H100V227H101V229H102V231H103V229L105 228V230H109L108 228H110V229H112L113 231L112 232H114L113 234H114V236L116 237V239H118V241L117 240H113L114 238H110L109 239V237H107V236H104L103 234H101V232H99L100 234H98V236H99V239L100 240H102L101 242H103V243H99L98 244V246H96L97 245V243H92V245L93 244H95V246H96V249L98 250V248H100L101 249V247H102V245H100V244H104L103 246H104V249H101V251H103V250H107V251H112V249H110V244H111V246H113L114 244H115V242L116 243H119V244H121L122 242H124L122 245L123 246H125L124 244H126V245H129V243H127V242H125V241H130V240H132V238L133 237H131V236H133V235H131L130 236V234H133L132 232H130L129 234H127V232H126V230H128V229H126V227H124V228H122L123 226H118L116 223H114V224H112V222L115 220L114 219V217L113 216H116V214L114 215V213L112 214V216L110 215V214H108V215H105V213L104 212H101V213ZM162 214V213H161ZM167 214L169 215V216H167ZM183 214H181V215H183ZM192 214V213H191ZM190 214V215H191ZM196 215H194L195 216V218H197V213H195ZM216 214V213H215ZM220 214H221V212H220ZM227 214V213H226ZM227 214V215H228ZM250 214H251V211H250ZM35 215V214H34ZM80 215V216H79ZM88 215H90V214H88ZM87 215V216H88ZM133 215V216H132ZM142 215H144V214H142ZM174 215V214H173ZM172 215V216H173ZM180 215V214H179ZM180 215V216H181ZM200 215H203V217H205V215H209V214H205V212H202ZM226 215V216H227ZM75 216H79L78 218L77 217H75ZM92 216V215H91ZM104 216L105 217H107L106 219L104 218ZM110 216V217H109ZM135 216H137V218L136 219H134L135 218ZM159 216V217H158ZM165 216V217H164ZM177 216V215H176ZM210 216V215H209ZM212 216V215H211ZM255 216V215H254ZM32 217H34V216H32ZM48 217H44L45 219L46 218H48ZM156 217H157V219L156 220H162L161 218H160V215H158L157 213H156ZM179 216H177V218H178ZM225 217V216H224ZM231 217V216H230ZM41 218V217H40ZM80 218V219H79ZM88 218H90V217H88ZM109 218V219H108ZM110 218H113V219H110ZM158 218H160V219H158ZM167 218V219H168ZM173 218V217H172ZM175 218V217H174ZM176 218V219H177ZM181 218V217H180ZM179 218V219H180ZM183 218V217H182ZM190 218L192 219V216H190ZM206 218V217H205ZM217 218V217H216ZM85 219V218H84ZM165 219H163L162 221H159L160 223L159 224H161V222H163V221H165ZM186 219H187V217H186ZM202 220H203V218H201ZM228 219V218H227ZM233 219V218H232ZM90 220V219H89ZM94 220V219H93ZM111 220H113V221H111ZM182 220V219H181ZM209 220V219H208ZM215 221H217L216 219H214ZM214 220H212V221H214ZM231 220V219H230ZM243 220H245V222H244V224H245V227L246 228H248V229H250V232L251 233H261L262 231H263V233H264V228H263V226L262 225H260V224H258V223H256L255 222V218H252V217H250V216H245L244 218H243ZM118 221V220H117ZM141 221V220H140ZM148 221V220H147ZM169 221V220H168ZM171 221H172V219H171ZM170 221V222H171ZM177 221H178V219H177ZM192 221V220H191ZM194 221L196 222V219H194ZM210 221H211V219H210ZM234 221V220H233ZM86 222V223H85ZM139 222V221H138ZM138 222L136 223V225H138ZM89 223V225L90 226H93V225H91L90 224V222H88ZM155 223H156V221H155ZM166 223V222H165ZM169 223V222H168ZM173 223V222H172ZM171 223V224H172ZM180 223V222H179ZM216 223V222H215ZM223 223H225L224 222V220H223ZM230 223V222H229ZM15 224H17V223H15ZM116 224V225H115ZM164 224V223H163ZM170 224V223H169ZM200 224V223H199ZM219 224H220V222H219ZM219 224H217V225H219ZM110 225L111 226H113V227H110ZM126 225V224H125ZM141 225V224H140ZM155 224H153V226H154ZM156 225H157V223H156ZM155 225V227L157 228V226ZM166 225H167V223H166ZM202 226H203V224H201ZM108 226V227H107ZM171 226V225H170ZM172 226H173V224H172ZM172 226L169 228V229H172ZM180 226V225H179ZM193 226V225H192ZM195 226V225H194ZM221 226V225H220ZM224 227H226L225 225H223ZM228 226V225H227ZM232 226V225H231ZM25 227V226H24ZM120 228V229H118V228ZM148 227H150V226H148ZM158 227H160V225H158ZM167 226H164V227H160V230H163V229H161V228H164V231L166 232V230L167 231H169V229H168V227H167V229L165 230V228H166ZM198 227H200V226H198ZM212 227V226H211ZM224 227H221V228H224ZM229 227V226H228ZM27 228H29V225H28V227ZM50 227H48L47 229H49ZM142 228V227H141ZM182 228V227H181ZM196 228H197V226H196ZM213 228V227H212ZM216 228V227H215ZM233 228V227H232ZM57 229V228H56ZM100 229V230H101ZM115 229V230H114ZM121 230V231H123L122 233H120L119 232V234H118V236H116V231H118V230ZM144 229V228H143ZM149 229H153V228H149ZM157 229H159V228H157ZM173 229H174V227H173ZM188 229V228H187ZM187 229H185L186 230V232L188 231ZM203 229V228H202ZM218 229V228H217ZM51 230H55V229H51ZM58 230V229H57ZM90 230V229H89ZM104 230V231H105ZM135 230H136V228H135ZM138 230H140V229H138ZM160 230H159V232H160ZM174 230H176V229H174ZM178 230V229H177ZM184 230V231H185ZM223 230V229H222ZM222 230H221V232H222ZM47 231H49V230H47ZM60 231V230H59ZM69 231H70V233H69ZM97 231H99V230H97ZM152 231H154V230H152ZM198 231H199V229H198ZM197 231V232H198ZM202 231V230H201ZM203 231H204V229H203ZM216 231V230H215ZM225 231H226V228H225ZM51 232V231H50ZM105 232H107V231H105ZM111 231H109L108 233H105V235H108V236H111V234L110 233H112ZM133 232H135V231H133ZM141 232V231H140ZM147 233H149V231H146ZM155 232V234H157V233H159L158 231H154ZM157 232V233H156ZM170 232V231H169ZM169 232L167 233L166 232V234L165 235H163L164 236V238L165 237H167V235L169 234ZM172 232V231H171ZM176 232V231H175ZM174 232V233H175ZM182 232V231H181ZM195 232V231H194ZM193 232V233H194ZM206 232H208L207 233V235H208V237H207V240L205 241V242H207L208 241V239H210V236L209 235H212L213 233H214V235L216 236H218V234H215V232H213L212 234H210L209 233V231H206L205 230V236L203 235V237H205V239H206ZM98 233V232H97ZM137 233V232H136ZM228 233V232H227ZM16 234V233H15ZM45 234V233H44ZM112 234V235H113ZM121 234V235H120ZM124 234V235H123ZM143 234H145V233H140V234H135L134 236V240H138L139 242H137V241H130V243L132 242L133 244H131V246H127V248L125 247V249H126V252H125V254H123V253H121V254H123V255H125L126 257L129 255V253H128V251L130 250L131 251V249H129V248H133L134 247V244H136V242L139 244V243H142L143 244V242H141V240L142 239H146L145 240V243H144V246L141 248V250L140 249H138L139 251L138 252H134L131 256L133 257V255L135 254L136 255V260L135 261H137V263L138 262H140L139 264H141V262L142 263H144V264H173L174 262L171 260V258L169 257V256H164V254H163V256H162V258H160L159 260H158V255L159 254H157L156 252H154V248H157V247H159L160 248V250H161V248H164V246H165V248L164 249H166V247H168V246H166V245H164L165 243H162L161 242V239H160V241H158V239H157V235H155L154 233H152V232H150L149 234H151V235H149L148 234V237H146V238H142L141 236H143ZM163 234H164V232H163ZM180 233L178 232V235H179ZM185 234V233H184ZM197 234V233H196ZM199 234V233H198ZM202 234V233H201ZM225 234V233H224ZM28 235H31V234H28ZM49 236H50V234H48ZM91 235H93V234H91ZM120 235V236H119ZM128 235V236H127ZM137 235H140L139 237H141L142 239H137L138 237H137ZM160 235V234H159ZM177 235V236H178ZM214 235H212L213 236V238H216ZM226 235V234H225ZM33 236H36V237H38L37 235H35V233H34V235ZM33 236H28V240L26 239V238H24V239H26L25 241H28V243L29 242H33V241H30L29 239H32L33 240ZM40 236H42V235H40ZM66 236V235H65ZM64 236V237H65ZM93 236H95V235H93ZM93 236H90V237H93ZM98 236H96L95 238V240L96 241H98L97 239H98ZM125 236H127V238L125 237ZM157 236V237H156ZM176 236V237H177ZM183 236H185V235H183ZM200 236H202V235H200ZM230 235H228L227 237H229ZM19 237V236H18ZM23 237V236H22ZM32 237V238H31ZM54 237H57V238H59V237H61L60 236V234L59 233H57ZM104 237H105V241H107V240H109V241H107V242H105L104 241ZM107 237V238H106ZM128 237H131V239H129ZM154 237H155V239L156 240H154ZM160 237H162V236H159V238ZM172 237V236H171ZM170 237V238H171ZM173 237H174V235H173ZM179 237V236H178ZM186 237V236H185ZM188 237H191V233H190V235L188 236ZM193 237V236H192ZM191 237V238H192ZM197 237V236H196ZM199 237V236H198ZM231 238H232V236H230ZM13 238V237H12ZM51 238V237H50ZM67 239H69V237H66ZM163 238V237H162ZM213 238H211V239H213ZM220 238V237H219ZM37 239H40V238H37ZM127 239V240H126ZM175 239V238H174ZM181 239V238H180ZM202 239V238H201ZM205 239H203V241L205 240ZM226 239H230V238H226ZM255 239V238H254ZM14 240V239H13ZM113 240V242H111ZM177 240H178V238H177ZM220 240H222L221 238H220ZM25 241L23 242V244L25 245V246H28V245H26L25 244ZM41 241V240H40ZM49 241H51V240H49ZM143 241V240H142ZM190 241V240H189ZM192 241H193V238H192ZM194 241H195V239H194ZM193 241V242H194ZM198 241V240H197ZM218 241V240H217ZM41 242H43V241H41ZM47 242V241H46ZM52 242V241H51ZM111 242V243H110ZM121 242V243H120ZM165 242V241H164ZM196 242V241H195ZM199 242H200V240H199ZM209 242V241H208ZM257 242V241H256ZM57 244H58V242H56ZM170 243L171 242H166V244L167 245H170ZM174 243V245H173V247H174V249H176L177 248V246H181V245H178V243L177 242H173ZM186 243V242H185ZM198 243V242H197ZM254 243V242H253ZM23 244H21V248H22V246L23 247H25ZM36 244H40V243H38V241H37V243ZM43 244V243H42ZM64 244V243H63ZM119 244H115V245H117L118 247H120V246H122V245H119ZM180 244H182V247L185 245V244H183L182 242L180 243ZM206 244V243H205ZM209 244H212V243H209ZM214 244V243H213ZM29 245H32V243H29ZM33 245H35V244H33ZM49 245V244H48ZM58 245H60V243L58 244ZM164 245V246H163ZM196 245H198V244H196ZM217 245H218V243H217ZM39 246V245H38ZM60 246H62V244L60 245ZM64 246H67L66 244H64ZM94 246V245H93ZM93 246H91V247H93ZM106 246V247H105ZM107 246H109V247H107ZM133 246V247H132ZM191 246V245H190ZM209 246V245H208ZM220 246V245H219ZM259 246V245H258ZM263 246V245H262ZM29 247V246H28ZM43 247H49V246H46L45 244H44V246H41V248H43ZM114 247V249L116 248V246H113ZM112 247V248H113ZM137 247H139L140 248V245H138ZM182 247H180V248H182ZM197 247V246H196ZM203 247V246H202ZM212 248H213V245L211 246ZM11 248V247H10ZM35 248V247H34ZM61 248H63V247H61ZM123 247H120V249H122ZM195 248V247H194ZM193 248V249H194ZM197 248H199V247H197ZM204 248H205V246H204ZM209 248V247H208ZM208 248H207V250H205V251H209L208 250ZM211 248V249H212ZM220 248H221V246H220ZM254 248V247H253ZM24 249H27V248H24ZM47 248H45L44 250H46ZM65 247L63 248V249H61V252H64V251H67V249H65ZM100 249H99V251H100ZM120 249H118L119 250V252H122V250H120ZM124 249V250H125ZM188 249V248H187ZM186 249V250H187ZM203 249V248H202ZM210 249V250H211ZM214 249V248H213ZM94 248H92V252L94 253ZM117 249H115V251H114V253H112V252H110V253H112V254H116L115 252L116 251H118ZM128 250V251H127ZM135 250H137V248H135ZM157 249H155V251H156ZM163 250V249H162ZM168 250V249H167ZM170 250H171V248H170ZM189 250H191L190 248H189ZM197 250V249H196ZM201 250V249H200ZM218 250H219V248H218ZM253 250V249H252ZM255 250V249H254ZM99 251H97L96 253L98 254V252ZM104 251V252H105ZM129 251V252H130ZM165 251V250H164ZM178 252L177 250H174V252ZM183 250H181L180 252H182ZM204 251V252H205ZM214 251H216V249L214 250ZM214 251H209L210 253H213ZM221 251V250H220ZM263 251V250H262ZM30 252V251H29ZM36 252V251H35ZM39 252H41V250L39 251ZM69 252V251H68ZM75 252V253H76ZM119 252H117V255H120L119 254ZM158 252H160L159 250H158ZM186 252H188V251H186ZM191 252V251H190ZM190 252H188V254L190 253ZM203 253V251L201 250L200 251V253ZM219 252V251H218ZM217 252V253H218ZM254 252V251H253ZM19 253H22V252H19ZM43 253V252H42ZM47 253V252H46ZM56 253V255H55V257H54V259H53V262L51 261V260H49L48 261V264H50L51 262V264H59L60 263V254H59V252L58 251H56L55 252ZM101 253H103V252H101ZM100 253V254H101ZM107 254H103V256L104 257H106V256H108V255H110L108 252H106ZM153 253H155V254H157V257L156 256H154V255H152ZM168 253V252H167ZM184 253V252H183ZM257 253H258V251H257ZM16 254V253H15ZM34 254H36V253H34ZM138 254V255H137ZM175 254V253H174ZM174 254H173V259L175 258L174 257ZM178 254H179V252H178ZM205 254H206V252H205ZM214 254V253H213ZM216 254V253H215ZM219 254V253H218ZM218 254H216L217 255V257H218ZM221 254V253H220ZM219 254V255H220ZM259 254V253H258ZM257 254V255H258ZM40 254H38L37 256H39ZM48 255H50V253H48L47 255H46V257H48ZM134 255V256H135ZM153 256V257H155V258H152V257H149V256ZM169 255H170V253H169ZM181 255V254H180ZM185 255V254H184ZM200 255V254H199ZM12 255H10V257H11ZM17 256V255H16ZM21 256H22V254H21ZM26 256V255H25ZM35 256L36 255H34V258H35ZM43 256V254L42 255H40V257H42ZM74 254H73V257H72V259H73V261H74ZM103 256H101V257H103ZM112 256H116V255H112ZM201 256V255H200ZM8 257V256H7ZM6 257V258H7ZM116 257H118V256H116ZM149 257V258H148ZM180 257V256H179ZM181 257H183V255H181ZM198 257V256H197ZM203 257H204V255H203ZM211 257V256H210ZM215 257V256H214ZM223 257V256H222ZM264 257V256H263ZM44 258H45V256H44ZM68 258H69V256H68ZM91 258H93V257H91ZM111 258H113V257H111ZM111 258H109V260L111 259ZM119 258V257H118ZM150 258L151 259H154L153 261H150ZM157 258V260H155ZM186 257H184V258H182V260L183 259H185ZM17 259V258H16ZM36 259H39V258H36ZM40 259H43V258H40ZM49 259V258H48ZM67 258H65L64 260H66ZM100 259H102V258H100ZM108 259V258H107ZM107 259L106 260H104V261H107ZM134 259V258H133ZM133 259H130L129 258V260H133ZM139 259H141V260H139ZM179 259V260H178ZM178 259H174L175 260V263L177 262V261H180V258H178ZM194 259V258H193ZM202 258H200V259H198V260H201ZM44 260V259H43ZM42 260V261H43ZM95 260V259H94ZM125 260V259H124ZM123 260V261H124ZM197 260V259H196ZM263 260V259H262ZM1 261V260H0ZM93 261V260H92ZM91 261V262H92ZM99 261H101V260H99ZM112 261H114V259L113 260H111V263H115L116 264V261L115 262H112ZM120 261V260H119ZM121 261H122V259H121ZM145 261H147V262H145ZM210 261H211V259H210ZM222 261H223V259H222ZM61 262H64V261H61ZM70 262V260L68 259V262L67 263H69ZM85 262V261H84ZM108 262H110V261H108ZM118 262V261H117ZM187 262V261H186ZM262 262V261H261ZM17 263V262H16ZM96 263V262H95ZM110 263V264H111ZM121 263V262H120ZM119 263V264H120ZM127 263V262H126ZM134 263H136V262H134ZM133 263V264H134ZM194 263H195V261H194ZM202 263H204V262H202L201 261V264ZM246 263V262H245ZM248 263H249V261H248ZM255 263V262H254ZM257 263H259L258 262V260H257ZM263 263V262H262ZM42 264H47L46 262H42ZM62 264V263H61ZM70 264V263H69ZM130 264V263H129ZM132 264V263H131ZM177 264H182V261L180 262V263H177ZM196 264V263H195ZM197 264H198V262H197ZM200 264V263H199ZM228 264H229V262H228ZM250 264V263H249ZM251 264H252V262H251Z\"/></svg>",
	"mask_w": 264,
	"mask_h": 264
}]
</instances>
